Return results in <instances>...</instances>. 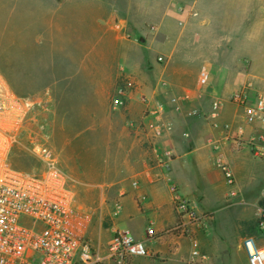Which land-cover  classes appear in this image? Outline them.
Wrapping results in <instances>:
<instances>
[{
	"label": "crops",
	"instance_id": "1",
	"mask_svg": "<svg viewBox=\"0 0 264 264\" xmlns=\"http://www.w3.org/2000/svg\"><path fill=\"white\" fill-rule=\"evenodd\" d=\"M0 72L20 96L49 103L72 227L94 245L128 230L152 254L128 264H248L242 241L264 245L252 227L264 160L232 140L260 131L231 103L247 84V107L264 93V0H0ZM172 186L205 218L191 236L148 240L149 227L178 221Z\"/></svg>",
	"mask_w": 264,
	"mask_h": 264
},
{
	"label": "built area",
	"instance_id": "2",
	"mask_svg": "<svg viewBox=\"0 0 264 264\" xmlns=\"http://www.w3.org/2000/svg\"><path fill=\"white\" fill-rule=\"evenodd\" d=\"M196 15V14H194ZM160 62L163 58L158 59ZM1 80V78H0ZM1 85V81H0ZM199 85L206 90L210 76L202 70ZM113 99L115 108L124 105L125 90L119 87ZM252 84L235 92L231 103L246 108L245 121L258 127L259 133L245 139L244 130L232 137L234 143H245L254 160H264V93L255 96V107H247ZM9 105L0 104V264H128L131 258L152 257L146 241H136L128 230L117 231L102 250L82 233L72 227L74 194L70 188L69 176L58 167L52 152L42 150L39 156L49 168L42 174H31L15 169L10 162L13 136L22 124L29 102L25 99L8 98ZM220 102H214V114H218ZM246 106V107H245ZM149 115L156 109L148 104ZM161 131H157V136ZM228 186L236 185L233 167L222 158L216 160ZM173 204L178 213L177 223L157 232L154 227L147 230V239L165 236H191L192 226L200 224V216L190 201L179 195V189L172 186ZM258 229L264 238V211L258 222ZM248 264H264V245L253 238L242 241ZM197 255V252L194 253Z\"/></svg>",
	"mask_w": 264,
	"mask_h": 264
},
{
	"label": "rangeland",
	"instance_id": "3",
	"mask_svg": "<svg viewBox=\"0 0 264 264\" xmlns=\"http://www.w3.org/2000/svg\"><path fill=\"white\" fill-rule=\"evenodd\" d=\"M7 74L13 80L17 79L16 72L10 71ZM0 78V104L9 105L10 101H8V98H12V96L25 99L30 103L26 108L24 118L21 119L22 124L13 133L14 143L10 153L11 165L22 172L42 174L49 168L48 164L39 156L42 150L45 149L52 152V156L56 158L58 167H60L57 154L51 146L52 118L47 108L49 103L38 102L30 96H20L4 79L2 72H0ZM258 204L260 210L256 217V222L252 225L253 229L256 226L258 227V222L264 211V193L261 195Z\"/></svg>",
	"mask_w": 264,
	"mask_h": 264
},
{
	"label": "trees",
	"instance_id": "4",
	"mask_svg": "<svg viewBox=\"0 0 264 264\" xmlns=\"http://www.w3.org/2000/svg\"><path fill=\"white\" fill-rule=\"evenodd\" d=\"M16 169V168H15Z\"/></svg>",
	"mask_w": 264,
	"mask_h": 264
}]
</instances>
